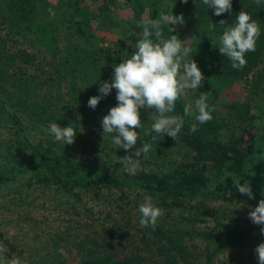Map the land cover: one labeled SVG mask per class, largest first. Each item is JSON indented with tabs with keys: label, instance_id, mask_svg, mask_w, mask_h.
Returning <instances> with one entry per match:
<instances>
[{
	"label": "trees",
	"instance_id": "obj_1",
	"mask_svg": "<svg viewBox=\"0 0 264 264\" xmlns=\"http://www.w3.org/2000/svg\"><path fill=\"white\" fill-rule=\"evenodd\" d=\"M48 1L57 7L59 21L72 29L67 47L60 46L53 21L39 23L32 19L27 24L0 13V128L6 131V137L0 136V201H4L0 210L31 224L39 219L33 215L37 201L44 199L38 206L47 205L71 217L69 229L77 226L85 230L75 245L77 264H145V258L132 248L139 238L137 233L142 235L140 240L154 245L162 264H177L178 257L199 264L191 261V253L182 243L187 235L207 241L200 264H214L216 255L228 247L237 252L238 264H259L251 248L264 243V225L235 223L230 212L221 210L209 227L187 229L172 227L171 223L206 218L211 212L207 200L259 203L264 199V141L258 138L263 103L258 105V112L250 102L226 104L224 115L218 118L212 111L213 118L197 124L195 133L190 130L192 123H197L194 115L185 116L175 143L186 150V158L175 161L166 172L136 169L133 175L125 168L128 162L121 163V158L130 156V149L119 148L112 143L111 134H103L102 118L118 101L103 97L95 109L88 106V101L101 95L98 89L104 81H112L114 66L130 58L132 52L124 49L125 42L131 40L135 45L142 38L137 20L143 19L146 10V20L157 18L161 11L183 15V24L162 26L164 38L177 35L187 41L192 48L187 59L197 62L204 77L208 71L198 63L195 52L201 46L214 60L211 70L216 77L248 79L252 94L260 93L264 88V2L257 5L255 0H232V10L216 16L203 0H188L186 4L183 0H126L137 12L129 21L120 13V0H93L101 2L95 9L78 5V0ZM242 10L258 24L260 36L255 51L246 53V66L238 70L219 51V37L224 30L212 33L209 24L218 27L225 20L230 25ZM92 26L101 31L121 30L123 37L116 42L117 50L104 45V37L97 35ZM187 92L194 101L201 92H212L218 98L217 87L207 84V79L200 89ZM207 103L214 108L210 96ZM185 105L183 99H178L169 115L183 116ZM193 110L195 114V107ZM153 112L141 110L138 138L142 134L149 138L148 128L156 138L163 136L152 131L157 119ZM51 123L73 127L77 133L74 146L55 141L48 131ZM235 178L242 184L250 183L255 199L236 190ZM146 197L163 210L155 229L139 223L138 208ZM132 210L138 214L135 231L130 229L131 218L124 217ZM117 212H121L122 220L114 216ZM56 236V264H65L58 244L66 238L60 233ZM136 249L140 252L142 247ZM6 250L0 264H9L17 248L9 243ZM24 259L25 264H52L49 257L34 250L26 252Z\"/></svg>",
	"mask_w": 264,
	"mask_h": 264
},
{
	"label": "clouds",
	"instance_id": "obj_2",
	"mask_svg": "<svg viewBox=\"0 0 264 264\" xmlns=\"http://www.w3.org/2000/svg\"><path fill=\"white\" fill-rule=\"evenodd\" d=\"M186 4L188 0H183ZM264 0H255L260 5ZM203 4L215 10V15L220 16L232 10V0H203ZM183 15H173L159 12L155 19L140 22L142 38L135 44L130 58L123 59L114 66V74L111 82L104 81L98 91L101 95L93 96L88 101V106L95 109L100 100L116 89L118 105L110 109L109 113L102 118L103 134L113 136L112 143L125 150L132 149L138 142L136 129L142 127L141 110H154L152 114L157 119L152 124V131L157 135L167 134L176 140L185 123V116H193L197 123H192L191 132L198 131L197 124H205L213 117L207 103L208 95L201 92L199 99L195 101V114L193 106L186 104L183 116L169 115L175 110L176 102L183 97L187 90L200 89L205 79L201 69L195 60L187 59L192 48L187 41H182L177 35H171L165 39L162 26L183 24ZM220 25H226L221 20ZM214 24H209V29H214ZM171 30L174 28L170 27ZM260 36L258 24L251 16L242 10L235 18L234 23L227 25L219 37L220 53L232 61V67L242 69L246 66V53L254 52L256 41ZM55 141L65 145L75 142L77 133L69 126L61 127L58 123H51L48 129ZM156 137L153 136V139ZM152 146L143 143L136 149L135 157H146ZM128 157L121 158V163H127ZM139 161V159H136ZM135 167L130 169V174H135ZM236 190L255 199L252 187L248 181L243 184L239 178L233 180ZM140 226L155 229L158 219L163 215V210L156 207L151 198L146 197L145 202L139 205ZM249 217L256 225H264V199L259 201L258 206L252 208ZM264 234V227L261 228ZM255 253L259 264H264V243L259 244Z\"/></svg>",
	"mask_w": 264,
	"mask_h": 264
},
{
	"label": "rangeland",
	"instance_id": "obj_3",
	"mask_svg": "<svg viewBox=\"0 0 264 264\" xmlns=\"http://www.w3.org/2000/svg\"><path fill=\"white\" fill-rule=\"evenodd\" d=\"M55 1V0H51ZM78 5H88L91 8H98L101 5V2H95L93 0H78ZM120 13L125 16L129 21L134 20L137 16V12L129 6L126 0H120ZM0 13L8 16L11 19L20 21H26L27 24L34 19L38 22L53 21L57 24V35L59 37V44L61 47H67L66 42H68V37L72 33V29L68 26H64L61 21H59L58 15L59 12L57 7L53 5L52 2L48 0H0ZM44 15V16H42ZM35 17V18H34ZM148 18L147 10L143 14V19ZM141 19L137 20L138 27L140 26ZM95 23V22H94ZM36 24H38L36 22ZM35 25V24H33ZM229 25V24H228ZM94 26V25H93ZM92 30L101 37H104V45L111 47L112 50H117L116 42L119 38L123 37L121 30L111 31H101L96 28ZM227 25H222L215 27L212 30V33L220 32L224 30ZM184 39V37H182ZM134 44L131 40H126L125 50L128 52L134 51ZM119 49V48H118ZM123 49V51H124ZM196 59L199 64L203 65L207 69V74L205 79H207V84L211 83L213 87L218 89V98H214L212 92H207V95L211 97L214 101V109L216 116L220 118L226 113V104L232 103L234 101L241 102H250L254 107V111L258 112V105L260 103L264 104V88L260 89V93L252 94L251 83L248 79H221L214 75V71L211 70V67H215L214 60L210 52L203 46L195 49ZM48 57L50 54L47 55ZM51 57V56H50ZM117 92L116 90L111 91L106 97L109 100L116 99ZM185 101V104H191L193 109L195 107V101L186 91L185 95L181 97ZM259 127H261L259 139L264 141V118L258 121ZM148 127V126H147ZM147 133L150 134V137L140 135L138 138L137 144L130 149V156L128 159V165L125 166L127 169H131L133 166L135 169H146L154 170L159 173L166 172L173 167L175 161L182 160L186 158L187 152L184 148H181L175 143V140L172 138H167V135L160 136L159 138L153 139L154 134L151 132V128L147 129ZM0 136L6 137V131L0 128ZM151 143V150L146 157H135L136 149L143 146V143ZM91 141H96L95 137L91 138ZM75 142L71 145L74 146ZM139 159V161H136ZM42 200H38L35 207L34 214L39 219L31 224L27 222H20L16 220V214H9V211L2 212L0 210V260L6 256V249L9 247V243H12L14 247L17 248V251L13 252V256L8 259L9 264H22L26 263L24 256L26 252L29 251H38L42 255L49 257L52 264H56L55 256V242L57 241V234H63L66 238V242H60L58 244V251L61 254L60 259L64 260L65 264H77L79 262V255L77 254L76 244L79 243L80 239L83 236L81 228L74 226V228L69 229V221L71 217L58 214L52 207L49 206H38V203L41 204ZM152 200V199H151ZM144 203L145 198L142 200ZM195 202V201H194ZM0 203H4L3 199ZM259 203L251 201H233L225 202L219 200H207L206 205L211 208V212L206 218H199L197 221H188L183 223H171L172 227L183 226L184 228H205L213 224L214 220L218 217V211L221 212H230V217L233 222L239 224H247L252 222L249 217V212L252 208L258 206ZM218 209V210H217ZM186 214L189 213V210L185 211ZM121 212H117L114 216L118 220H122ZM137 210H132L124 217L131 218V231H135L136 220H137ZM125 218V219H127ZM39 221V225L37 222ZM171 221V220H169ZM2 235V237H1ZM135 243L132 245L135 253L140 254L145 258V264H162L161 256L156 252L153 244H146L142 238V235L137 233ZM143 242V243H142ZM182 243L186 245L187 249L191 254L190 259L192 262L201 263L205 258L206 250L208 248L207 241L199 236L187 235L182 239ZM141 246L142 249L140 252L137 251L136 247ZM257 246L251 248V253L254 260L258 261L255 249ZM24 251L23 256L21 252ZM49 251L52 254L49 253ZM177 264H189L186 263L181 257H178L176 262ZM167 264V263H166ZM214 264H238V254L237 252L228 247L225 250L219 252L216 255Z\"/></svg>",
	"mask_w": 264,
	"mask_h": 264
}]
</instances>
